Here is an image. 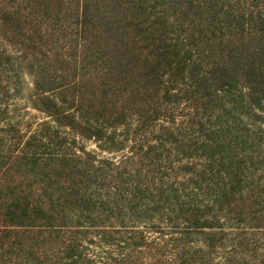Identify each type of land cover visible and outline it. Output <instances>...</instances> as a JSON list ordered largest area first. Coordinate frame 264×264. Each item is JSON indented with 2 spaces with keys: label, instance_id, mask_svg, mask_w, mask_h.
<instances>
[{
  "label": "trees",
  "instance_id": "trees-1",
  "mask_svg": "<svg viewBox=\"0 0 264 264\" xmlns=\"http://www.w3.org/2000/svg\"><path fill=\"white\" fill-rule=\"evenodd\" d=\"M15 62L53 124L0 148V264H80L83 240L123 232L131 250L113 264H207L235 239L256 250L264 0H0V105Z\"/></svg>",
  "mask_w": 264,
  "mask_h": 264
},
{
  "label": "rangeland",
  "instance_id": "rangeland-1",
  "mask_svg": "<svg viewBox=\"0 0 264 264\" xmlns=\"http://www.w3.org/2000/svg\"><path fill=\"white\" fill-rule=\"evenodd\" d=\"M6 46L15 54L14 47H9L8 44ZM1 79L3 84L14 94L7 97V99L1 103L2 105H0V148L14 149L20 135H24L27 138L33 133L40 134L46 132L44 123L50 122L52 125L53 122L49 116L32 107L28 101L26 94L31 86L32 78L31 75L25 71L21 63H17L13 68H8L3 71L1 73ZM15 86H17L20 91H17L18 89L14 90ZM62 134L69 138L75 137L79 145H83L86 149L93 150L101 156L106 155L115 159L119 158V153H100V149L93 141L82 139L68 129H62ZM144 229L149 238L154 237L161 245L164 244V238L161 237V235L149 231L146 227ZM130 234L131 232H123L122 235L126 239L121 240L118 245H107L103 241H98L96 239L95 242L83 240V258L80 264H113L115 258L122 257L131 250V247L128 245ZM250 240L251 245L256 247L255 251H246L240 245H236L237 239H235L234 243L230 241L226 247L218 249L214 251L213 254L209 255L207 264H264V235L261 233L255 234L250 237ZM196 244L200 245L199 242ZM163 249L166 251V256L173 259L176 249H174L172 245H169L166 249L164 247Z\"/></svg>",
  "mask_w": 264,
  "mask_h": 264
}]
</instances>
